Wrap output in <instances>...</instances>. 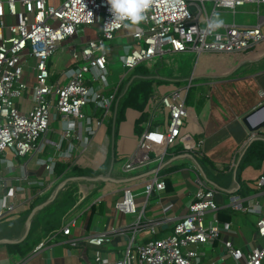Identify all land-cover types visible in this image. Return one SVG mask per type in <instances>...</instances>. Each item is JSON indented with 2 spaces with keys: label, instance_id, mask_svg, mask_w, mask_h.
<instances>
[{
  "label": "built area",
  "instance_id": "2783aa9c",
  "mask_svg": "<svg viewBox=\"0 0 264 264\" xmlns=\"http://www.w3.org/2000/svg\"><path fill=\"white\" fill-rule=\"evenodd\" d=\"M56 1L0 0V154L10 151L14 156L24 157L49 151L48 155L37 159L49 174L55 173L61 158H73L78 151L77 145L85 148L98 129L112 120L121 81L110 83L108 45L117 39L120 31L131 29L125 28L123 23L106 26L112 20L107 0H62L59 4ZM208 1L212 2L211 8L206 5ZM246 4L257 5L259 20L256 25L224 23L218 30H205L213 13L228 10L235 16L237 8ZM262 6L264 0H154L146 12L147 20L142 22L145 26H133L127 33L133 41L123 45L124 54L120 59L124 67L132 71L142 61L168 53H191L197 61L202 53L247 51L264 44ZM6 15L13 16L15 22L6 23ZM97 23L100 24L99 35L87 40L82 48H74L71 64L62 70L55 83H49L50 60L61 43L81 35L84 27ZM30 58L34 61L32 85L25 80ZM190 87L191 83L170 84L167 92L159 90L151 96L138 147L123 164L124 172L148 163L151 152H156L162 163L167 148L183 138L182 130L190 115L186 101ZM30 88L34 92L32 107L22 111L18 99ZM90 107L91 111L88 110ZM159 110L165 111L164 123L158 122L159 119L156 121ZM51 119L61 120L64 124L54 139L47 137L52 131ZM158 147L162 148L158 150ZM0 161L7 165L9 172L15 169L7 157H1ZM21 168L15 192H8L7 182L3 184L0 219L25 211L50 186L40 177L34 181L39 184L35 194L21 197L26 190L24 183H33L28 180L26 166ZM199 183L200 188L187 213L174 222L170 234L148 239L142 244L135 245L131 241L115 264H196L199 248L217 240L222 228L216 215V194L220 190L203 178H199ZM263 184L264 175H261L259 185ZM144 187L143 193L150 197L164 191L167 184L156 171L144 182ZM135 198V194L125 190L115 206L122 212L135 213ZM241 201L240 195H232L231 202L237 211L246 210ZM81 217L63 223L52 238L56 239L59 234L71 237L73 228L80 225ZM257 229L264 238V216L258 220ZM86 239L92 246H101L111 237L98 233ZM44 244L37 245L34 253ZM73 244L77 242L73 241ZM224 247L226 257L234 264H264V246L245 252L226 239ZM99 260L101 257H97Z\"/></svg>",
  "mask_w": 264,
  "mask_h": 264
},
{
  "label": "crops",
  "instance_id": "0c3cea01",
  "mask_svg": "<svg viewBox=\"0 0 264 264\" xmlns=\"http://www.w3.org/2000/svg\"><path fill=\"white\" fill-rule=\"evenodd\" d=\"M61 1L57 0L55 3L59 4ZM252 12L257 14L256 10ZM5 21L11 24L15 22V18L6 15ZM257 22L251 25H256ZM232 23L237 24L235 17ZM132 28L120 31L117 39L109 43L110 58L114 57L120 47L123 48L122 38L127 39V43H132L133 39L127 35ZM99 30L86 26L83 36L71 38L72 46L68 48L71 60L65 68L72 62L73 49H79L78 46L82 48L87 40L96 38ZM4 33L7 34L8 30L5 29ZM260 46L264 48V44L252 48H260ZM263 48L255 56L246 57L247 64H242L245 55L238 52L235 58L229 59L222 65H219V60L209 58L208 53H202L198 62L196 59L194 62L191 61L189 56L188 66L193 65L191 73L185 75L180 82H166L159 86L157 92L159 90L167 92L170 84L191 83L186 100L190 115L182 130L183 138L167 148L162 163L156 152H151L148 163L129 172L122 170L123 164L136 151L139 142L140 134L136 124L141 111L133 108L126 110L125 118L118 126L115 136L110 130V120L98 129L89 145L85 148L77 145L78 151L73 158L59 160L58 163L74 164L80 169L97 172V175L86 176L89 178L74 179L71 177L84 175L70 174L60 179L56 171L54 174H49L44 166L37 163V159L48 155L49 151L24 157L14 156L10 151L1 153L0 158L7 157L15 169L9 172L7 165L0 161V196L5 182L8 184L6 190L15 192V186L19 183L17 177L21 173L22 166H26L28 180L33 183L30 185L24 183L26 190L21 197H31L35 194L39 184L34 181H38L40 177H43V181L50 186L41 196L34 199L32 205L25 211L12 213L0 219V239H21L25 234L27 217L32 209L47 201L57 187L68 180L58 191L56 198L35 213L31 233L29 232L32 249L21 256L18 252L11 251L9 243H0V264H115L131 241L135 245L142 244L148 239L164 237L172 232L174 222L187 213L190 203L194 200L200 188L199 178L208 180L198 169L197 160L203 159L207 160L206 165L212 178L222 186L218 188L208 180L210 185L220 190L216 194L218 204L216 215L221 216L222 228L217 240L199 248L200 255L196 259V264H234L225 255L224 240L226 239L232 240L245 252L264 246V238L259 235L257 229L258 220L264 216V184L259 185L260 176L264 175V156L246 161L240 173V181L235 170L248 144L255 138L264 139V128L251 131L245 122V117L249 113L264 106ZM200 63L201 69L197 71ZM205 75L212 78L208 79ZM33 76V68L26 66L25 80L29 85L33 84ZM33 99L34 92L30 88L18 100L20 110L28 111L32 107ZM88 110L91 111V107ZM158 115L156 121L159 119L158 122L164 123L165 111L159 110ZM263 120L264 108L251 117V124L256 125ZM55 121L60 126L51 127L52 131L47 136L51 139L56 138V133L64 126L61 120ZM75 142L78 144V140ZM65 143L64 141V145ZM160 148L162 147L157 149ZM114 155L116 162L113 160ZM170 163L180 166L169 171H161ZM152 171H158L159 176L165 179L167 187L164 191L153 193L148 197L143 193L144 182L155 174ZM109 173L113 180L92 179L99 174L107 176ZM144 173L149 174L130 182L120 181ZM106 181L123 185L114 187L109 183L105 184ZM241 185L246 195L244 192H238ZM125 190H130L136 195L135 213L122 212L115 206ZM234 194L241 196L245 211H237L234 208L231 202ZM93 205L96 210L91 216ZM253 208L255 210H251ZM228 210L232 212L230 219L224 221ZM78 216H82V220L78 227L73 228L71 237L59 234L56 239L52 238L55 230L63 223ZM211 218L212 214L209 213L208 219ZM152 228L155 230L153 231ZM98 233H106L111 240L101 246L88 244L86 238ZM73 241L77 244L74 245ZM42 242L45 244L34 253L36 246ZM97 257H101V260L97 261Z\"/></svg>",
  "mask_w": 264,
  "mask_h": 264
},
{
  "label": "trees",
  "instance_id": "16d2710c",
  "mask_svg": "<svg viewBox=\"0 0 264 264\" xmlns=\"http://www.w3.org/2000/svg\"><path fill=\"white\" fill-rule=\"evenodd\" d=\"M263 46V45H262ZM263 47H254L249 50L238 52L241 55H245L242 60V64H247V59L249 57L255 56ZM264 49V48H263ZM208 57L213 60L217 59L220 61L219 65L226 63L229 59H233L236 57V53H208ZM189 56L191 57V61L194 62L195 57L193 54L187 53H168L163 56H157L150 60L142 61L138 66H136L128 77L121 81L117 99L114 105V116L111 120L110 130L115 136L117 134L118 126L125 118V113L128 108H133L142 112V115L137 120V130L138 133L141 134L143 132V122L148 116V112L145 111L148 101L153 96L159 86L166 82H180L182 81L187 74L191 73L192 66L189 67ZM249 56V57H248ZM242 57V56H241ZM248 57V58H246ZM190 61V63H191ZM192 62V63H193ZM208 79H211L212 76H206ZM241 159L239 163L236 165L235 170L237 171V179L240 181V173L242 172L243 167L245 166L246 161L253 160L255 158L264 156V139L263 138H255L253 139L248 146L244 149V152L241 154ZM116 162V156L114 155V159ZM114 162V164H115ZM198 169L202 172L205 177L218 188H222V186L215 182V179L212 178L210 172L207 168V160L203 159L202 161H198ZM180 165H174L173 163L168 164L163 167L161 171H169L174 167H178ZM55 171L60 176V179L65 178L70 174L77 175H97V172L91 170H84L78 168L74 164H66V163H57L55 167ZM111 184L114 187L123 185L116 182L106 181L105 184ZM247 189V187H245ZM244 187L238 189V192L243 193ZM124 193L120 197H123ZM246 195V192H244ZM95 205L91 208V216L95 212ZM231 211H227V218L224 221H229ZM221 216H219V219ZM31 233V232H30ZM30 235L21 242L9 243L11 251L18 252L21 256L26 255L31 249L32 245H30Z\"/></svg>",
  "mask_w": 264,
  "mask_h": 264
},
{
  "label": "rangeland",
  "instance_id": "374dc122",
  "mask_svg": "<svg viewBox=\"0 0 264 264\" xmlns=\"http://www.w3.org/2000/svg\"><path fill=\"white\" fill-rule=\"evenodd\" d=\"M206 5L208 8H211L212 2L208 1L206 3ZM256 9H257V5L246 4L242 7L237 8L235 16L233 15V13L231 11H228V10H223V11L219 12V14H220L221 18L224 19L225 22H229V23L231 22L232 23L234 20V17H235L237 24H250L251 25V24H254L258 21V15L256 13L252 12ZM190 10L194 11V8L190 6ZM261 12H262V14H264V6L261 7ZM139 26H145V25L143 23H140ZM88 27L89 28L94 27V29L97 30V29H100V24L97 23V24H93V25L88 26ZM83 35H84V32H82L81 35H79V36H83ZM127 42H128L127 39H125V38L121 39V44H123V43L128 44ZM69 46H72V40L71 39H68V40L64 41L63 43H61V46L55 51L54 55L51 57V60H50L51 77L49 79V83H55L57 81V79L61 76L62 70L67 66V64L71 60L70 59L71 55L69 56V54H68ZM78 48L80 49L81 47L78 46ZM122 54H124V49L122 47H120L119 50L116 51V53L114 54V57L110 58V62H109V71H110L109 80H110V83L112 81H114V82L121 81V79H123V78L126 79L128 77V75L131 73V69L124 67V65L120 59V56ZM110 57H111V54H110ZM33 64H34V61L32 60V58H30L29 59V67H32ZM200 69H201V63L197 67V71H200ZM66 82H68V80H66ZM20 99L21 98H19L18 100H20ZM161 118H164V117H161ZM107 123H108V121H106L104 123V125ZM50 125H51V127H54V128H58V126H60V124L57 121L54 122L53 119L50 120Z\"/></svg>",
  "mask_w": 264,
  "mask_h": 264
},
{
  "label": "clouds",
  "instance_id": "9594fccd",
  "mask_svg": "<svg viewBox=\"0 0 264 264\" xmlns=\"http://www.w3.org/2000/svg\"><path fill=\"white\" fill-rule=\"evenodd\" d=\"M107 3L110 5L112 20L106 26H118L123 23L125 28H131L147 20L146 12L154 0H107ZM224 23L219 13H213L205 30H218ZM68 127L71 128L72 125L69 124Z\"/></svg>",
  "mask_w": 264,
  "mask_h": 264
},
{
  "label": "water",
  "instance_id": "95a60500",
  "mask_svg": "<svg viewBox=\"0 0 264 264\" xmlns=\"http://www.w3.org/2000/svg\"><path fill=\"white\" fill-rule=\"evenodd\" d=\"M263 108H264V106H261V107L255 109L254 111H252L251 113H249L247 115V117H245V122H246V124L248 125V128L251 131H257L259 129L264 128V120L261 121V122H259L256 125H252L251 124V117L254 116V115H256L257 113H259ZM155 172H153V173H155ZM149 173H144V174L137 175V176H134V177H131V178L121 179L120 181L123 182V183L130 182L132 180H136L138 178H142V177L148 175ZM110 175H111V173H109L107 176H105L103 174H99L98 176L93 177L92 179H94V180H98V179H102V180H113ZM71 178L81 179V178H89V177H86V176H76V177H71ZM67 180H65L64 183L60 184L57 187L55 193L47 201H45V202H43V203L35 206L32 209V211L30 212V214L27 217V221H26L27 227H26L25 234H24V236L21 239H19V240H12V239H7V238L6 239H0V243H15V242H21V241L25 240L28 237V235H29V232H30V229H31V226H32V219H33L35 213L38 212L39 210H41L42 208H44L46 205L50 204L56 198V195L58 194V191L63 187V185L67 182Z\"/></svg>",
  "mask_w": 264,
  "mask_h": 264
}]
</instances>
